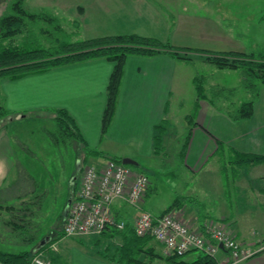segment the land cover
<instances>
[{"label": "crops", "instance_id": "1", "mask_svg": "<svg viewBox=\"0 0 264 264\" xmlns=\"http://www.w3.org/2000/svg\"><path fill=\"white\" fill-rule=\"evenodd\" d=\"M190 1L179 0L181 10L169 7L166 0H163V3H159V0H120V2L119 0H87L69 4L75 9L77 5L81 6L80 13L77 12L76 15L83 20L82 22H94L95 19L103 22L102 26L96 27L97 31L91 28L85 39L135 34L155 38L176 48L246 54H250L248 50L258 48L264 52L263 37L261 41L257 40L254 33L245 30V33L236 34L231 29L234 28L233 24L224 25L227 19L231 20V15L237 14L231 0H200L204 9L198 11L188 5ZM57 2L59 0L45 2L42 0L41 5L51 6L52 10L59 11L62 7H59ZM62 2L63 0L60 1L61 4ZM226 10L229 11L228 18L226 14H220ZM261 11H264V7ZM193 58L208 63L200 55L196 54ZM192 60L184 62L163 52L153 56H127L123 64L114 113L104 134L101 133V116L106 102V87L113 67L111 62L102 58L90 59L53 67L15 80L1 78L0 94L3 96L1 104L11 116L0 120V212L6 213L2 220L3 226L0 227V250L8 253L34 251L42 238L39 236L36 241L30 242L29 236L23 237L22 233L15 230L13 224L18 217L12 214L18 209L11 205L17 197L12 186L14 187L13 183L19 179L18 176H21L20 173L29 172V156L24 142L19 140L21 131L12 125L13 121L21 122L30 115L36 114V117H39L47 113L53 120L52 110L64 109L75 120L86 145L90 148H98L97 151L117 158L150 156L153 153V126L165 119L169 130L170 100L180 91L179 86L188 82L195 90L193 75L184 69ZM227 70L228 74L237 71ZM205 83L203 78V84ZM211 87H213L212 83H210ZM226 89H233L231 93L238 90L234 86ZM244 94L247 99L248 93L244 91ZM200 99L197 97V102ZM205 100L202 98L201 105H198L199 111L194 124L190 127L186 125L189 139L182 155V164L190 175L200 172L211 159H215L213 169L222 173L223 167L219 166L217 160L218 143L224 145L225 153L230 149L237 153L264 156V87L260 88L253 104L252 115L247 120L232 121L228 118L226 109L209 103L213 108ZM168 136L167 131L163 142L169 139ZM120 147L133 151L128 153L122 151ZM105 160L98 157L96 161L101 164ZM24 166L27 168L25 169ZM261 167H264V163L250 166L255 176L249 180L237 178L236 182H232L233 186L242 185L246 193L250 186L249 181L253 178L264 180V172L255 171ZM73 178L74 176L70 179ZM236 188L232 192L234 195L236 192L238 197ZM150 190L149 184L139 208L129 206L124 199L112 203L113 216L117 220L124 221L127 229L132 228V222L139 210L156 216L162 214L168 207L163 206L154 213L150 211L152 206ZM228 192L227 189L220 188L216 191V196L213 195L217 204L215 208L217 213L206 212L204 210L206 203L194 198L192 196L194 192L190 191L183 194L186 200L181 206L177 205L173 212H177L176 214L193 228H201L207 221L216 222L225 227L244 248L255 252L236 264H264V232L249 231V228L255 227L253 220L256 216L264 221V207L260 214L254 212L246 218V223L252 220V225H239L238 214L235 216L231 214L232 205L236 200L229 199ZM260 192L262 193L260 195L264 196V189ZM248 196L249 194H246V197ZM186 201L192 202V205L186 204ZM201 204L204 205L203 211ZM19 218L22 222L32 223L30 227H36L31 217ZM116 239V244L122 243L121 237L118 236ZM108 244L110 242L95 244L94 247L89 248L66 243L65 247L63 246V253L53 255L52 264H120L115 250H105L104 247ZM143 248L146 253H142L140 257L144 256L145 260H150V264H174L162 258L163 250L155 240L145 241ZM195 253L197 254V252L187 253L179 261L188 263L194 261L198 257ZM223 255L224 253H219L217 259L223 258Z\"/></svg>", "mask_w": 264, "mask_h": 264}, {"label": "rangeland", "instance_id": "2", "mask_svg": "<svg viewBox=\"0 0 264 264\" xmlns=\"http://www.w3.org/2000/svg\"><path fill=\"white\" fill-rule=\"evenodd\" d=\"M41 1L42 0H24L22 5L28 12L38 15L48 14L53 22L44 21L43 17L35 22L26 20L23 26H21L20 32L12 38L5 40L2 45L13 47L23 46L30 50L35 48L54 50L63 43H74L85 40L86 35L91 32V28L97 31L96 27L103 25V22L99 19H95L94 22H82L83 20L79 19L76 15L80 13L79 8H81V6L77 5L75 9L69 4L86 2L87 0H63L64 3L62 2V4L60 3L61 0H59L57 4L59 7H62L59 11L52 10L51 6L46 5L45 7L41 5ZM45 1L46 0H43V2ZM14 2L15 0H0V17L13 11L11 6ZM160 2L163 3V0H159V3ZM231 2L237 14H233L234 16L231 15V20L229 21L227 19L224 25L228 26L233 24L234 28L231 29H233L236 34L238 32L245 33L244 30L248 33H254L257 40L261 41L264 38V11H261L262 7H264V0H231ZM166 3L169 7L172 6L176 10L182 9L181 5H179V0H166ZM188 5L197 11L199 9H204L200 0H191ZM220 14H226V18H228L229 11L226 10L222 13L220 12ZM253 14H255V17H253ZM234 19L236 20L232 21ZM26 22H29L28 24H32V26L26 25ZM54 23L57 25L55 26ZM56 27H59L58 30L60 31H58ZM249 47L251 48L252 46ZM248 51L250 54L261 52L258 48ZM187 56L193 60L191 63H184L187 66L184 67L186 72L191 73V75L197 79L200 78L202 82L204 78V83L206 81V83L202 85L203 90L200 92V101H202L203 97V99H206V103H212V105L221 106L223 109L227 110L231 106H237L245 99L244 91L240 87L238 70L236 73L228 74L227 69L220 70L211 64L204 63L200 59H194L193 57H196V54H187ZM210 83L213 85L211 88ZM205 85H208L210 89L206 86L207 89ZM229 86H234L238 90L233 93L220 91V89H226V87ZM179 87L180 91L170 100V114L168 115L170 128L169 130L167 129L169 132V139L163 142L164 149L162 154L154 155L152 153L150 156L145 157H129L135 160L138 165H127L132 171L141 172L147 176L151 189L149 193L152 204L150 211H153V213L157 212L159 208L171 205L175 199H180L184 193L190 191L194 192L192 195L194 198L206 203L204 208L206 212L217 213L215 211L217 204L214 201V196L217 194L216 191L221 188L222 190L227 189L229 191V199L233 201L236 200L235 204L232 205L231 214L233 216L238 214L239 225H252V220L246 223V218L254 214V212L258 215L261 210H263L264 196L260 195L262 194L260 190L264 189V180L253 178L249 181L250 186L247 188L248 191L246 193L242 185L233 186L232 183L234 181L236 182V180H238L237 178H246L249 180V178L255 176V174H253L254 171L249 168L250 166L238 167L229 164L228 159L225 160V158L219 155L218 158H216L219 161V166L224 167L222 173L213 169L215 166V159H211L206 166L196 174L190 175L184 168L182 164V153L187 134L186 125L190 127L189 122L192 123V125L194 124L197 119V112L199 111L198 105H201V102H197L195 90L188 82ZM212 105L210 106L213 107ZM50 116L51 115L48 113L39 115V117L33 114L27 119H24V121H13L12 123L15 128L18 127L17 129L21 131L19 133V140L24 142L26 153L29 156V172L20 173L21 176L17 175L19 179L13 183L14 187L12 186V190H14L17 197L11 205L18 209V211H13V214H11L17 217H21V215L24 214L26 218L30 217V214H28L29 211L22 213L19 209L24 206L21 205L23 202H29L30 199L35 201V205L33 207L29 206V210L33 211L34 214L31 217L33 223L36 224V227L33 228L34 234H37L38 229H40V232H42L40 235L41 237L45 235L51 237L56 236L62 227L59 215L63 211L66 199L69 198L71 190H76L79 185L80 173L76 171L77 161L79 162L80 170L85 164L95 165L97 167L104 164L98 163V161H96L98 157L96 159L92 156L88 157L84 163V154L80 149L81 146L73 140H66L65 142L58 140V143H54L55 141L52 134L55 133L56 127L54 119L51 120ZM92 149L99 150L98 148ZM120 149L122 151H128V153L133 151L132 149L126 150V148L122 147H120ZM24 167L25 169L27 168V166ZM256 170H258V173H263L264 167L255 169V171ZM250 172L253 175L250 174ZM72 176H74V178L70 179ZM234 188L238 190V197L236 192L235 195L234 192H232ZM203 194L206 197H204ZM246 194H249V196L246 197ZM191 201L194 202V200ZM192 202L186 201V204L192 205ZM201 205L203 211L204 205ZM173 209L170 211L173 212ZM173 213L177 212L174 211ZM5 215L6 213L0 212V227L3 226L2 220H4ZM178 218L181 217L178 216ZM258 218L260 217L256 216V219L253 220L255 222V224H253L255 227L249 228V231L264 232V221ZM18 223L22 224V227H20L22 231L20 233H22L23 237L27 235V231L31 232L30 229L27 230V226L30 227L28 223ZM117 237L118 236L112 237L110 241H106L105 238H100L98 235L71 238L62 237L56 241V250L52 251V253L53 255L60 252L63 253L62 251L66 243H70L73 246L76 244L84 247L88 246L90 248L94 247L95 244L99 245L101 243L110 242L109 250L113 251L116 246L120 245L119 243H115ZM150 239L152 238L150 237ZM59 245L61 246L59 247ZM72 254L73 252L71 255ZM197 255H199L198 252L196 256ZM162 256L160 257L164 259L168 258L163 252ZM180 258L181 257H175L174 260L178 262ZM212 259L218 264L222 258ZM49 260L51 261L50 258ZM168 262L177 264L171 261Z\"/></svg>", "mask_w": 264, "mask_h": 264}, {"label": "trees", "instance_id": "3", "mask_svg": "<svg viewBox=\"0 0 264 264\" xmlns=\"http://www.w3.org/2000/svg\"><path fill=\"white\" fill-rule=\"evenodd\" d=\"M24 0H15L12 4V12L4 14L0 17V79L8 78L15 80L19 77L44 72L47 69L53 67H59L78 63L90 59L102 58L113 64L107 87H106V102L101 116V133L104 134L114 113V108L117 100L118 88L122 76L123 64L127 56L140 55V56H153L158 53H166L170 57L175 59H181L184 61H190L191 58L187 54H197L203 57L204 61L212 64L218 69H233L238 70L240 74V87L248 93V98L241 101L237 106H231L227 109V116L232 121L247 120L252 115L253 104L258 97V93L261 87H264V52H258L255 54H245L240 52H208L199 49L191 48H176L168 43H162L155 38L139 36L135 34L128 35H112L103 36L97 38H90L74 43H63L57 49H26L25 47H13L4 46L2 43L12 38L21 30V26L26 20L35 22L39 18L43 17L44 21L53 22L52 18L48 14H35L28 12L22 5ZM26 22V25L29 23ZM55 26L57 25L54 23ZM32 26V24H28ZM58 30L59 27H56ZM60 31V30H58ZM195 90L198 99L200 98V92L203 90V82L199 78L194 77ZM220 91L231 93L233 89H220ZM203 98V97H202ZM3 96L0 94V120L8 118L10 113L1 104ZM53 119L56 127V131L53 135L54 143H58V140L65 142L66 140H73L81 146V151L84 154V163L90 156L102 157L106 160H112L120 163L121 158L115 156H108L92 149L86 145V142L75 122V120L64 109L52 110ZM190 125L192 123L189 122ZM168 129V123L165 119L153 126L152 130V152L154 155H160L163 152V138L166 135ZM189 139V130L187 131L185 141L183 144V152L185 145ZM224 145L217 144V154L223 158L228 159L229 164H233L238 167L251 166L264 163V156L253 154H242L234 151L224 152ZM183 155V153H182ZM105 160V161H106ZM224 170V167L223 169ZM80 171V166L79 170ZM224 173V172H223ZM74 191L72 190L69 198L73 197ZM66 199V201H67ZM186 197L182 196L180 199L169 205L163 213L169 212L171 209L176 208V205L181 206ZM21 204V203H20ZM66 204V203H65ZM22 213L28 212L32 217L33 211L29 210V206H34L35 201L30 199L29 202H23L21 204ZM24 215V214H23ZM21 215V218L26 216ZM28 217V216H27ZM20 218L18 217V220ZM59 219L63 225L62 213L59 215ZM15 221V230L21 232L22 219ZM117 220V219H116ZM28 223V222H23ZM30 226L32 223L29 224ZM34 227H28L31 232L25 230L29 236V241H36L42 232L38 229V233L34 234ZM119 236L122 239V243L116 246L114 249L118 254V262L120 264H150V260H145L144 256L140 257L142 253H146L143 248L145 241L150 237L136 236L132 228H124L118 230L115 227L107 226L106 229L98 235L100 238L111 239L112 237ZM26 237V236H25ZM41 237V236H40ZM49 237L46 244L36 251H20L16 253H8L0 250V264H28L32 257L38 253H45L53 260V253L49 250L51 243L63 236L62 227L56 236H43ZM41 238V240L43 239ZM40 239V238H39ZM264 241V238H263ZM105 250H109V244L104 247ZM167 261L175 262L177 264H216V261L209 256L199 254L198 257L191 262H176L174 256L166 258Z\"/></svg>", "mask_w": 264, "mask_h": 264}, {"label": "built area", "instance_id": "4", "mask_svg": "<svg viewBox=\"0 0 264 264\" xmlns=\"http://www.w3.org/2000/svg\"><path fill=\"white\" fill-rule=\"evenodd\" d=\"M79 173V185L70 198L63 220V236L99 235L107 226L122 230L125 222L113 217L112 203L124 199L129 206L139 208L149 187L147 176L112 160L104 161L99 167L85 164ZM132 229L136 236H149L158 242L168 257L198 252L217 258L219 253H224L219 264H236L255 253L244 248L218 223L207 221L201 228H193L172 211L154 216L139 210ZM55 244L49 245L50 251L56 250ZM28 264H51V261L41 252L34 255Z\"/></svg>", "mask_w": 264, "mask_h": 264}, {"label": "water", "instance_id": "5", "mask_svg": "<svg viewBox=\"0 0 264 264\" xmlns=\"http://www.w3.org/2000/svg\"><path fill=\"white\" fill-rule=\"evenodd\" d=\"M17 117H19V116H17ZM121 163L124 164V165H131V166H137L138 165V163L135 160H133V159H131L129 157H123V158H121ZM76 170L77 171L79 170V162L78 161H77V164H76ZM69 203H70V199H67L66 204H65V206L63 208V211H62V217H63V219L66 216L67 207H68ZM48 240H49V237L43 238L39 242V244L34 248V251L39 250L40 248H42L46 244V242ZM219 247L222 248L221 245H219Z\"/></svg>", "mask_w": 264, "mask_h": 264}]
</instances>
